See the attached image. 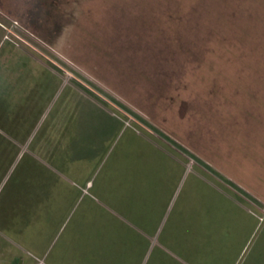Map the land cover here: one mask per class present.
Listing matches in <instances>:
<instances>
[{
    "label": "rangeland",
    "instance_id": "rangeland-1",
    "mask_svg": "<svg viewBox=\"0 0 264 264\" xmlns=\"http://www.w3.org/2000/svg\"><path fill=\"white\" fill-rule=\"evenodd\" d=\"M1 76L0 264H264V0H0Z\"/></svg>",
    "mask_w": 264,
    "mask_h": 264
},
{
    "label": "crops",
    "instance_id": "crops-1",
    "mask_svg": "<svg viewBox=\"0 0 264 264\" xmlns=\"http://www.w3.org/2000/svg\"><path fill=\"white\" fill-rule=\"evenodd\" d=\"M5 40V39H4ZM11 47V46H10ZM11 49H13L11 47ZM13 51H15V49H13ZM14 54V53H13ZM20 67V66H19ZM1 80H4L3 76L0 77V86H1ZM4 86V84L2 85ZM217 107V106H215ZM122 129V128H121ZM120 129V130H121ZM90 135V134H89ZM135 135V134H134ZM136 136V135H135ZM139 140L143 141L146 143L147 146L150 147V144L146 141H144L140 136H136ZM151 154L153 155V158L156 159L157 156H155L154 154H156V151L153 150L151 147ZM152 155L150 157H152ZM113 160V157L110 158L104 165V171H103V174H105V170L107 168V165ZM149 160V159H148ZM164 158L162 157L161 158V166L163 167L165 165V162H164ZM141 164L143 166H145V159L143 161V163L141 162ZM138 169V168H136ZM147 173H143L140 172L139 174H136L135 175H132L131 173H125L123 174L121 177L116 175L117 174V171L113 172L112 171V175H114V177H111L108 182H107V185L109 186V194H111L112 196H116L115 198L118 199V200H125L130 208H135L136 210L137 209H140L139 206L143 207L144 204L141 203L143 201H139V199L137 198V194L138 193H142V191L140 190H145V189H148V188H151V187H156L157 188H160V186L162 185V187H164L165 183H166V179L163 180L162 184H161V181L157 179V176L153 175V174H150L149 173V170L146 171ZM134 173V172H133ZM102 174V175H103ZM108 176V175H107ZM107 176L105 177V179H107ZM111 176V174L109 175ZM140 177V179H138ZM98 180V179H97ZM96 180V181H97ZM170 180V179H169ZM95 181V182H96ZM185 181L184 177H182V175H180L179 179H178V182L175 186V189L173 190V195H172V198L173 201H175V199L177 198L178 196V193L179 191L181 190V187L183 185V182ZM95 182H90V186L89 188L92 187V185L95 184ZM114 187V188H113ZM112 188V189H110ZM139 191V192H138ZM130 195V196H129ZM95 197L96 200H99L101 203L103 201V199H101L99 196H96V195H92ZM106 207L109 208L110 212H112L115 216H112L111 217L114 219V221L116 223H119L121 225L122 228H124L126 230V232H130V234H126L125 232H119L117 230H115L114 232V235H113V239L115 240V244L120 241L121 243L124 242V239L126 238V240H128V238H134V231L129 228L127 225H125L123 223L122 220L126 221L127 223L129 224H134V220L128 218V216H126L123 212H121L118 208L116 207H113L112 205H108L107 203H105ZM175 204L172 203L168 209V218H170V216L172 215V210H171V207H173ZM171 211V212H170ZM170 213V214H169ZM122 219V220H121ZM124 238V239H123ZM125 240V242H127ZM112 247V248H111ZM108 254H112V260H111V257H110V260H111V264H121V262H123L124 260V255H126L125 253L127 251L124 252V250H121L120 249L122 247H118V246H111ZM107 248V247H106ZM109 248V247H108ZM118 248V249H117ZM126 248V247H124ZM133 248H131L130 250H132ZM127 250V249H125ZM104 254L106 253V249H104L102 251ZM159 254L161 255V248L159 249H149L145 254H144V259L142 258V263L141 264H149V259H150V256L151 254ZM97 255V254H96ZM100 255V254H99Z\"/></svg>",
    "mask_w": 264,
    "mask_h": 264
}]
</instances>
